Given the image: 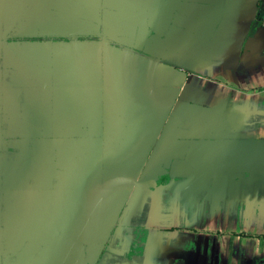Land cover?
Masks as SVG:
<instances>
[{"label": "crops", "instance_id": "crops-1", "mask_svg": "<svg viewBox=\"0 0 264 264\" xmlns=\"http://www.w3.org/2000/svg\"><path fill=\"white\" fill-rule=\"evenodd\" d=\"M0 264H264V0H0Z\"/></svg>", "mask_w": 264, "mask_h": 264}]
</instances>
